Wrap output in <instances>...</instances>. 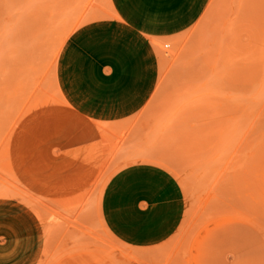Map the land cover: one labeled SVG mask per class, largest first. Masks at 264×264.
Here are the masks:
<instances>
[{
	"label": "rangeland",
	"instance_id": "374dc122",
	"mask_svg": "<svg viewBox=\"0 0 264 264\" xmlns=\"http://www.w3.org/2000/svg\"><path fill=\"white\" fill-rule=\"evenodd\" d=\"M114 2L0 0V264H264V0L147 32L158 77L139 108L70 43ZM143 161L178 179L185 211L132 248L100 201Z\"/></svg>",
	"mask_w": 264,
	"mask_h": 264
},
{
	"label": "crops",
	"instance_id": "0c3cea01",
	"mask_svg": "<svg viewBox=\"0 0 264 264\" xmlns=\"http://www.w3.org/2000/svg\"><path fill=\"white\" fill-rule=\"evenodd\" d=\"M209 0H115L111 16L77 28L70 43L105 71L135 108L154 91L158 57L147 32L183 29ZM185 211L182 186L165 167L148 161L128 164L107 182L100 201L109 232L132 248L157 246L178 229Z\"/></svg>",
	"mask_w": 264,
	"mask_h": 264
}]
</instances>
